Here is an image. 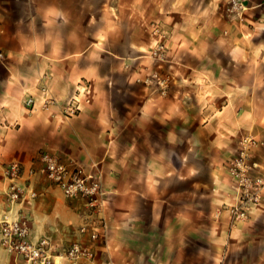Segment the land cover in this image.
Segmentation results:
<instances>
[{
    "label": "crops",
    "instance_id": "1",
    "mask_svg": "<svg viewBox=\"0 0 264 264\" xmlns=\"http://www.w3.org/2000/svg\"><path fill=\"white\" fill-rule=\"evenodd\" d=\"M45 1L37 14L34 0H16L12 27L0 13V217L2 165L16 161L33 240L147 243L152 256L224 243L226 258L230 249L235 257L256 251L264 263V188L244 220L231 223L227 210L237 198L228 162L240 137H252L249 160L264 176V0H246L238 13L227 10L229 0H97L99 17L90 0L79 15ZM152 24L163 34L160 59L149 53ZM39 81L55 99L48 109ZM81 86L79 109L66 115ZM29 94L32 111L23 102ZM45 150L100 172L107 192L96 216L106 226L95 240L91 226L79 230L89 221L84 198L66 196L41 171ZM14 262L26 264L16 255Z\"/></svg>",
    "mask_w": 264,
    "mask_h": 264
},
{
    "label": "built area",
    "instance_id": "2",
    "mask_svg": "<svg viewBox=\"0 0 264 264\" xmlns=\"http://www.w3.org/2000/svg\"><path fill=\"white\" fill-rule=\"evenodd\" d=\"M246 0H229L227 10L229 12L241 11L245 8ZM151 33L157 36L156 46L150 54H156L158 48L163 45L160 38L163 34L157 25L152 24ZM2 53L0 51V57ZM156 79L159 81L157 75ZM41 108L48 109L54 104L55 99L50 94L47 85L43 81L38 83ZM85 86L77 88V94L73 95L64 108L66 115H73L79 109L80 98L78 97ZM24 105L29 110H35V97L29 94L23 99ZM252 141L249 135L239 139L238 152L228 162V169L235 179L237 198L227 207L230 222L244 220L250 207L260 201L261 190L264 188V176L255 173L258 163L249 160L248 144ZM38 159L41 162V171L52 183L58 185L68 197H82L87 208L88 222L83 223L79 230L86 231L90 226L89 238L95 240L98 237V226L105 228L106 222L103 216H96L102 212L104 195L107 190L101 183L99 171L86 170L83 165L75 160L60 159L52 151H41ZM2 172L8 180L5 189V209L0 217V243L5 249L16 256H21L25 262L32 264H58L57 258H65L73 263L81 258L91 257V247L74 241L59 255L54 253V245L48 237H41L37 240L30 238L29 217L22 209V197L24 186L18 182L21 176V165L16 161H8L2 165ZM35 191L30 190L29 196L34 197ZM98 221V224L94 222Z\"/></svg>",
    "mask_w": 264,
    "mask_h": 264
},
{
    "label": "rangeland",
    "instance_id": "3",
    "mask_svg": "<svg viewBox=\"0 0 264 264\" xmlns=\"http://www.w3.org/2000/svg\"><path fill=\"white\" fill-rule=\"evenodd\" d=\"M103 1V0H102ZM82 0H56V8L59 12L68 15H79L80 14V3ZM90 2H95V5H91L89 10L90 14L94 16H101L103 11L97 6V0H90ZM0 4L5 5V7H0V13L9 17L8 21L5 22L4 27L8 28L12 25L15 26L16 17H17V3L16 0H0ZM110 4V3H109ZM30 10L35 13L40 14V11L48 9V3L45 0H34L30 5ZM6 9V10H5ZM112 10V8H111ZM76 17V16H74ZM15 28V27H14ZM162 45L163 37L160 38ZM115 42H118V39H114ZM157 45V44H156ZM155 45V46H156ZM163 47L158 48V53L155 55L160 59L164 57ZM150 53V52H149ZM154 55V54H152ZM1 82V81H0ZM241 138V137H240ZM239 138V139H240ZM239 145V140L238 143ZM238 147L234 153V156L238 152ZM206 174L201 175V179H207ZM192 180V179H191ZM191 180L186 179L185 186L192 187L189 183ZM192 189V188H191ZM198 190V188H196ZM202 190V189H201ZM186 202H195L196 199L192 200L186 198ZM205 205V199L199 201V206ZM48 239L54 245V253L60 254L64 249L69 247L72 243H69L70 240L63 239L59 241L53 240L48 237ZM83 244V243H80ZM87 243L91 247V257L81 258L77 262L73 263L65 258H57L58 264H264L259 262L258 253L253 251L252 253L245 252L242 257H235V250L230 249L227 258L226 254V245L224 243H184L179 247L172 248H158L155 256L150 254L152 248L147 243H123L120 248L114 247L113 243H109L107 246L106 243ZM224 245L222 248L221 246ZM14 254L3 247L0 243V264H15ZM26 264H32L25 262Z\"/></svg>",
    "mask_w": 264,
    "mask_h": 264
}]
</instances>
